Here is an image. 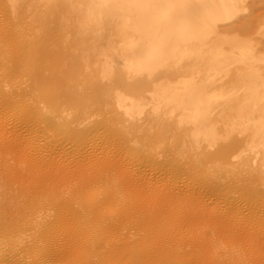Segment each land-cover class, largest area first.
<instances>
[{
    "label": "bare ground",
    "instance_id": "obj_1",
    "mask_svg": "<svg viewBox=\"0 0 264 264\" xmlns=\"http://www.w3.org/2000/svg\"><path fill=\"white\" fill-rule=\"evenodd\" d=\"M24 177L0 264H264V0H0Z\"/></svg>",
    "mask_w": 264,
    "mask_h": 264
},
{
    "label": "rangeland",
    "instance_id": "obj_2",
    "mask_svg": "<svg viewBox=\"0 0 264 264\" xmlns=\"http://www.w3.org/2000/svg\"><path fill=\"white\" fill-rule=\"evenodd\" d=\"M19 80H20V79H19ZM23 80H25V79H22V81H21V80H20V81L23 82V83L25 84V83H26L25 81H26L27 79H26L25 81H23ZM24 84H21V85H24ZM27 84H28V86H27ZM29 84H30V83H29V80H27V83L25 84L26 87H25V85H24L25 88L23 87L25 90L28 89V90L26 91V94H27V95H28L29 92H30L29 95L32 94V93H31L32 90L30 89L31 87L29 88ZM21 87H22V86H21ZM28 91H29V92H28ZM29 95H28V96H29ZM30 96H31V95H30ZM27 99H30V98L27 97ZM27 101L29 102L30 100H27ZM23 179H24V180H23ZM23 179H22V180H23L24 182H23L22 180H21L20 182H16V181L8 182V183H10V185H9L7 182H6L7 184H6V183H0V185H2V186H3V185H6V186H7V187H6V186H5V187H4V186H3V187H0L1 189L3 188L2 190H4V188L6 189V191L9 190L7 193H5V196H6V197H5V200H6V202L9 203V200H11V199L14 197L15 200L13 201V199H14V198H13L11 202H12L15 206H16V204H17L18 206H16V208L18 209V207H19L20 210H22L23 207L25 208V205H26V207H27V206H30V205L32 206V204L34 203L33 201L35 200V198H34L33 196L31 197L30 195H29V197L31 198L32 201L30 200L29 197H28V200L26 199V197L24 198V196H26V195L24 194L23 190H26V189H27L28 184L26 183V180H27V179H26L25 177H24ZM27 181H28V180H27ZM11 183H12V184H11ZM14 183H15V184H14ZM22 183H23V184L25 183V184H24L25 186H23ZM12 185H13V186H12ZM21 185H22V186H21ZM8 186H9V189L7 190ZM10 186H12L13 188L15 187V188H14V191H11L12 189L10 188ZM16 187H17V190H16ZM23 187H25V188H23ZM10 189H11V190H10ZM18 189H19V190H18ZM20 189H21V190H20ZM15 190L18 191V192H15ZM0 191H1V190H0ZM6 191H5V192H6ZM20 191L22 192V195H23L22 197H23L24 199L21 197V193H20ZM11 192H13V193H11ZM0 193H2V191H1ZM10 193H11L12 195H13L14 193H15V194H16V193H19V195L16 194V196H13V197H12ZM15 194H14V195H15ZM19 196H20V197H19ZM11 197H12V198H11ZM17 197H18V198H17ZM7 198H8L9 200H8ZM10 198H11V199H10ZM20 198H22L24 201H23L22 199H20ZM32 198H34V200H33ZM16 199H18V200H16ZM7 200H8V201H7ZM19 200L23 201L24 203H22V202L19 201ZM25 200H27V201H25ZM16 201H19V202L17 203ZM30 201H31V202H30ZM11 202L9 203L10 205L8 204V206H10V207H8V208H9V209L11 208L12 211L10 210V212H11V214L13 213L12 216H14V218H13V220H12V218H10V219H11V221H13V222L15 221V223H16L17 220L19 221V219H20V215H18V218L16 217L17 214H19V212H18L19 209L17 210V209L14 207V208L17 210V213H16V210H15L14 208H12V207H13V204H12ZM14 202H16V203H14ZM25 203H26V204H25ZM11 204H12V205H11ZM22 204H23V207H21ZM11 206H12V207H11ZM13 209H14V210H13ZM15 217H16V218H15ZM14 219H15V220H14ZM15 223H14V224H15ZM15 237H17V234L13 235V238H15ZM13 238H12V240L15 241L16 238H15V239H13ZM16 240H17V239H16ZM15 243H16V241H15ZM12 244H14V242H12ZM0 254H1V252H0Z\"/></svg>",
    "mask_w": 264,
    "mask_h": 264
}]
</instances>
